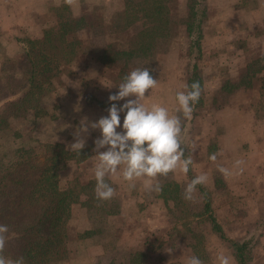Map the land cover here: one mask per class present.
Here are the masks:
<instances>
[{
    "label": "rangeland",
    "instance_id": "1",
    "mask_svg": "<svg viewBox=\"0 0 264 264\" xmlns=\"http://www.w3.org/2000/svg\"><path fill=\"white\" fill-rule=\"evenodd\" d=\"M80 1L72 4L75 15L81 12ZM95 1L85 2L89 12L104 13L106 21L120 13L116 22L121 28L114 33H109L112 28L103 29L101 39L123 47L138 45L131 66L125 72L97 65L96 69L79 51L69 73L61 71L59 75L72 85L79 83L82 91L76 94L77 87L66 91L58 85L51 97L39 103L38 107L46 109L34 110L42 113L36 117L31 110L27 114L19 109V114L18 109L7 111L3 105L10 98L9 91L17 95L23 85V40L36 37L47 26L58 25L61 17L55 9L59 7L66 15L61 9L66 0H0V115L16 113L0 125V175L8 170L6 166L23 161L17 151L20 146L25 145L24 152L37 155L40 165L48 154L45 143L58 142L68 149L75 142L74 133L82 119L91 123L108 114V108L89 95L108 100L118 88L107 86L118 85L134 68L148 67L158 86L144 103L162 104L170 114L181 116L182 147L193 161L191 175L177 169L166 177L179 183V197L171 206H164L158 191L148 186L163 181V177L138 180L130 190L122 174L106 177L116 195L100 202L95 193L98 160L93 151L100 131L89 128L86 135L82 134L85 152L77 155L70 151V158L57 168L58 187L71 190V197L80 194L79 200L71 203L67 248L57 263L186 264L189 257L196 256L203 264H219L218 257L223 255L230 264H237L230 243L215 234L204 215H198L197 192L194 201L183 198L192 175L204 174L207 182L203 187L225 234L232 240L249 242L248 264H264V0H163L161 5L158 0ZM165 15L166 23L161 21ZM193 20H201L200 33L195 26L187 31V23ZM132 25L139 27L133 29ZM163 28L167 33L163 34ZM80 41L81 47L95 49L96 33L85 32ZM12 71L11 80L7 75ZM194 71L203 81V99L195 104L188 120L176 112L179 106L175 96L185 90ZM92 89L96 91L93 94ZM123 118L121 113V124ZM190 142L192 148H187ZM207 143L214 146L215 160L203 151ZM237 161L243 164L237 165ZM221 168L231 174H223ZM20 186L27 188L20 184L18 190ZM99 219L108 221L102 232ZM84 229L92 233L83 236ZM17 249L18 243L6 244L4 255L15 260ZM170 249L173 252L169 253Z\"/></svg>",
    "mask_w": 264,
    "mask_h": 264
},
{
    "label": "trees",
    "instance_id": "2",
    "mask_svg": "<svg viewBox=\"0 0 264 264\" xmlns=\"http://www.w3.org/2000/svg\"><path fill=\"white\" fill-rule=\"evenodd\" d=\"M88 1L93 0L80 1L82 3L81 12L76 15L73 14L72 4L69 5L65 2L61 6L63 7L61 9L67 12L66 15L62 14L59 7H56V15L58 18L61 17L59 24L47 26L36 37L23 40V46L21 47L23 48L22 57L26 61L21 65L23 85H20L17 95L9 91L11 95L4 102L3 109L9 111L11 108H15L18 109L19 114H21L19 109H25L27 114L31 110L36 117H41L42 113L34 110L46 109V107H38L39 103L42 102L43 98L51 97L50 94L58 90L59 86L61 87L60 89L66 91L71 89V86L77 87V89L83 88L79 83L72 85L71 82H67L69 80L59 75L61 71L68 72L73 66L72 63L78 57L79 51H81L80 54L85 55V60L88 58V61L94 63L96 69L97 66L103 69H110L113 72H125L129 69L134 59V48L138 45L123 47L113 40L106 41L101 39L103 29L110 30L112 28L109 33H114L121 28L120 23L116 22L119 20L120 13L115 12L114 16L106 21L103 18L104 13L89 12L85 3ZM158 1V5H161L163 0ZM95 2H103V0ZM156 12L154 11L153 13ZM151 13L150 16H154ZM70 14L71 17L69 16ZM167 20L168 17L166 15L161 19L165 23ZM126 24L127 22L123 23V26L126 27ZM163 26L166 27L167 25L163 23ZM193 26L200 33L201 20H193V22L187 23V31L189 33ZM137 27L139 25H132L133 29ZM85 32L96 33V39L99 44H95L97 41H94L95 49H90L87 46L81 47L80 40L81 38L84 39ZM165 33L167 31L164 29L163 34ZM85 43L88 44V42ZM139 45L148 49L146 44L143 45L141 43ZM199 50L201 51V45H199ZM195 68L196 65L194 66ZM67 72L64 74L68 75L69 72ZM195 72L191 78L189 77L188 86L198 81L202 88L203 81H201L200 75ZM13 74L14 72L12 71L7 77L12 80ZM81 91L79 89L76 94ZM94 92L96 91L92 89L91 94ZM89 96L98 105L106 109L110 107L111 103H116L101 99L99 96L96 97V95ZM201 98L200 96L199 100ZM116 104L119 107L123 103ZM11 115L14 116L16 113L5 112L0 115V125L7 121ZM192 145L193 142H190L187 148H192ZM44 146L48 154L45 156L46 161L43 165L39 164L37 155L30 152V150L24 152L25 145H23L18 147L19 149L17 150L20 152V156L23 157V161L6 166L4 169L8 170L0 175V203H2L0 205V221L9 229L7 244L18 243V253L15 255V260L23 258V264H58V256L62 252L65 254L67 248V225L70 218L71 203L77 202L80 198L79 193L75 197H71V190L68 192L57 185L58 165L60 162L70 158V150L58 142L45 143ZM213 147L211 143H207L203 148L205 155H213L215 152ZM81 151L85 152L84 150ZM185 158H187L186 151ZM188 174L189 176L191 175L190 170ZM193 178L195 177L192 175ZM161 180L159 179L158 181L161 185V190L157 192V196L164 206H171L179 197V183L173 178L171 180L169 178ZM20 184H26L27 188L24 189L23 186H20L21 189L18 190ZM3 197H5L4 200L2 199ZM197 197L200 206L198 215H204L205 220L209 222L215 234L220 239L230 243L234 250V258L237 264H248L250 259L249 242L247 240H232L227 237L221 227L222 225L213 213L209 192L203 185L197 186ZM99 220L102 225L100 232H102L107 228L108 221ZM91 233V229H84L81 234L86 236Z\"/></svg>",
    "mask_w": 264,
    "mask_h": 264
},
{
    "label": "clouds",
    "instance_id": "3",
    "mask_svg": "<svg viewBox=\"0 0 264 264\" xmlns=\"http://www.w3.org/2000/svg\"><path fill=\"white\" fill-rule=\"evenodd\" d=\"M71 5L75 0H66ZM158 81L150 75L148 67H137L131 70L118 85L110 84L106 88H118L115 94L108 96L109 102L125 101L121 106L111 103L107 116L95 122L88 123L82 119L74 133L75 142L68 149L77 155L85 147L89 128L99 129L100 137L94 141L97 164L94 169L96 181L95 193L100 202L109 201L116 195L115 189L106 181V177L122 174L128 182L129 189H134L138 180L157 181L166 178L170 173L179 169L187 174L193 163L191 157L185 158L181 134L183 131L181 116L170 114L169 110L159 103L146 105V97L151 90L157 88ZM147 93V95H146ZM201 96L200 83L193 82L185 85V90L178 91L175 99L178 103L176 112L184 119L190 120L195 111V104ZM124 113L121 124L120 114ZM120 128L121 131H117ZM101 149H106L101 151ZM210 159L215 160L213 154ZM237 165L243 161H237ZM225 175H230L228 169L221 168ZM242 171V169H241ZM207 176L204 174L193 178L185 187L183 198L194 201L198 185H204ZM151 190L160 191L157 182L148 185ZM6 225H0V264H23V258L12 260L4 255L7 244ZM169 253L173 250H169ZM219 264H230L228 257H218ZM186 264H203L199 257L191 256Z\"/></svg>",
    "mask_w": 264,
    "mask_h": 264
}]
</instances>
